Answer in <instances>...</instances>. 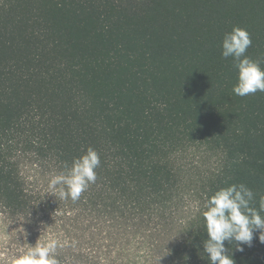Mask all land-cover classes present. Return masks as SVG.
<instances>
[{"label":"trees","instance_id":"trees-1","mask_svg":"<svg viewBox=\"0 0 264 264\" xmlns=\"http://www.w3.org/2000/svg\"><path fill=\"white\" fill-rule=\"evenodd\" d=\"M234 26L264 68V0H0V264L50 239L59 264H209L207 199L232 184L253 207L264 196V92H233L221 42ZM89 147L96 182L54 196ZM192 149L213 169L198 212L175 221L176 159ZM259 236L225 241L234 264H264Z\"/></svg>","mask_w":264,"mask_h":264},{"label":"clouds","instance_id":"clouds-1","mask_svg":"<svg viewBox=\"0 0 264 264\" xmlns=\"http://www.w3.org/2000/svg\"><path fill=\"white\" fill-rule=\"evenodd\" d=\"M251 35L245 28L234 26L226 32L221 42L223 58H231L237 72V83L233 86L234 94L245 97L256 92H264V68L261 61L246 55L251 46ZM99 153L89 147L86 152L74 158L67 174L53 177L49 188L54 196L71 198L76 201L91 184L97 180L96 169L100 167ZM57 186H60L59 188ZM254 192L245 184H232L218 189L206 201L203 217L207 238L202 242L209 264H234V260L225 247V241L251 246L254 231L259 230V239L264 242V196L259 207L251 202ZM58 239L29 247L14 257L13 264H59L56 250L60 247Z\"/></svg>","mask_w":264,"mask_h":264},{"label":"rangeland","instance_id":"rangeland-1","mask_svg":"<svg viewBox=\"0 0 264 264\" xmlns=\"http://www.w3.org/2000/svg\"><path fill=\"white\" fill-rule=\"evenodd\" d=\"M179 174L182 178V195L178 202V210L175 213V221L186 220L194 217L200 207V199L197 194L198 183L206 178L213 169V161L202 150L192 149L180 154L176 159ZM34 170L27 169L26 175H33L38 179V184L45 182V178L39 174L38 167ZM35 174V175H34ZM175 223V222H174ZM179 227L176 223L166 229L163 244H171L180 237Z\"/></svg>","mask_w":264,"mask_h":264}]
</instances>
